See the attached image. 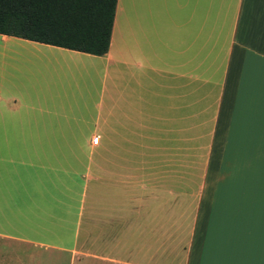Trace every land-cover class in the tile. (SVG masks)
<instances>
[{"label": "crops", "instance_id": "0c3cea01", "mask_svg": "<svg viewBox=\"0 0 264 264\" xmlns=\"http://www.w3.org/2000/svg\"><path fill=\"white\" fill-rule=\"evenodd\" d=\"M0 49V264H264V0H115L102 56Z\"/></svg>", "mask_w": 264, "mask_h": 264}, {"label": "trees", "instance_id": "16d2710c", "mask_svg": "<svg viewBox=\"0 0 264 264\" xmlns=\"http://www.w3.org/2000/svg\"><path fill=\"white\" fill-rule=\"evenodd\" d=\"M114 5L115 0H0V34L102 56Z\"/></svg>", "mask_w": 264, "mask_h": 264}, {"label": "rangeland", "instance_id": "374dc122", "mask_svg": "<svg viewBox=\"0 0 264 264\" xmlns=\"http://www.w3.org/2000/svg\"><path fill=\"white\" fill-rule=\"evenodd\" d=\"M21 55L27 62H36L37 61L36 59H38V55L35 53L22 52ZM9 56H10L9 54H5V51H2L0 49V62H3V63H5V62H8V63L16 62L14 60H10ZM44 61H45V59H44Z\"/></svg>", "mask_w": 264, "mask_h": 264}, {"label": "built area", "instance_id": "2783aa9c", "mask_svg": "<svg viewBox=\"0 0 264 264\" xmlns=\"http://www.w3.org/2000/svg\"><path fill=\"white\" fill-rule=\"evenodd\" d=\"M97 140H98V138H97V137H94V138L92 139V141H91V142H92V144H94V145H95V144L97 143Z\"/></svg>", "mask_w": 264, "mask_h": 264}]
</instances>
